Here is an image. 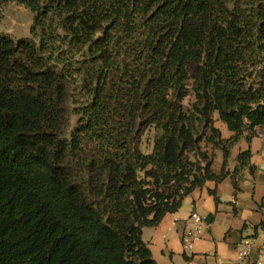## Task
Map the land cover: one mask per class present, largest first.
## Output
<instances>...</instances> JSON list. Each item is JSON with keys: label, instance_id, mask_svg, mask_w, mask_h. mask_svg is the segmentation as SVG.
I'll return each instance as SVG.
<instances>
[{"label": "trees", "instance_id": "16d2710c", "mask_svg": "<svg viewBox=\"0 0 264 264\" xmlns=\"http://www.w3.org/2000/svg\"><path fill=\"white\" fill-rule=\"evenodd\" d=\"M8 1L36 19L32 41L0 37V264H157L143 230L264 129V0Z\"/></svg>", "mask_w": 264, "mask_h": 264}, {"label": "crops", "instance_id": "0c3cea01", "mask_svg": "<svg viewBox=\"0 0 264 264\" xmlns=\"http://www.w3.org/2000/svg\"><path fill=\"white\" fill-rule=\"evenodd\" d=\"M216 126L223 139L233 136L222 121ZM246 151H251L254 169L235 176L238 181L235 188L232 178L239 166L238 157ZM221 156L212 167L218 175L223 165ZM227 170L230 176L223 182H207L183 201L179 212L168 214L159 226L143 230V240L157 264H189L182 236L184 224L193 213L201 216L204 226L202 237L194 246L196 264H233L238 245L247 235L258 246L264 243V129L258 130L249 141L247 134L241 138L231 151Z\"/></svg>", "mask_w": 264, "mask_h": 264}, {"label": "rangeland", "instance_id": "374dc122", "mask_svg": "<svg viewBox=\"0 0 264 264\" xmlns=\"http://www.w3.org/2000/svg\"><path fill=\"white\" fill-rule=\"evenodd\" d=\"M35 19L34 13L29 8L24 7L15 1L3 3L0 5V37L9 38L16 43L19 41H32L34 38L33 28ZM58 32L64 34L61 30ZM76 95L77 93L75 92V101L78 99L83 100L82 94ZM74 100H72L71 106L73 112L70 110V131L75 129L78 123V115L74 113V110L78 107V105L73 102ZM82 100L79 102L80 105L83 103ZM194 100L195 98L192 94L185 100L184 106L186 111L190 109ZM219 122V115L215 114V126L216 123ZM158 135L159 131H157L154 127H151L145 131L139 142V148L144 154L148 155L153 153L155 140ZM200 146L203 153H207L213 159L214 164L218 162L219 156L222 155L221 157L223 158V151L218 147L215 148L211 144H208L206 140L201 142ZM247 237H251V235H247L245 238Z\"/></svg>", "mask_w": 264, "mask_h": 264}, {"label": "built area", "instance_id": "2783aa9c", "mask_svg": "<svg viewBox=\"0 0 264 264\" xmlns=\"http://www.w3.org/2000/svg\"><path fill=\"white\" fill-rule=\"evenodd\" d=\"M204 231L203 220L198 213H193L184 224L182 243L184 254L189 264L194 262V246L202 237ZM233 264H264V243L257 245L254 239L244 238L238 245L237 257Z\"/></svg>", "mask_w": 264, "mask_h": 264}]
</instances>
